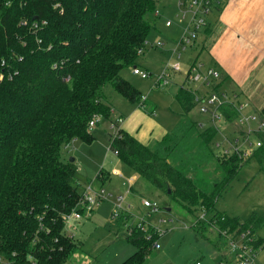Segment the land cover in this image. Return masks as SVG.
I'll list each match as a JSON object with an SVG mask.
<instances>
[{
  "label": "trees",
  "instance_id": "1",
  "mask_svg": "<svg viewBox=\"0 0 264 264\" xmlns=\"http://www.w3.org/2000/svg\"><path fill=\"white\" fill-rule=\"evenodd\" d=\"M155 9V0H0V264H65L79 247L64 231L66 215L79 202L77 170L61 149L75 138L91 142L87 123L95 115L110 120L102 94L107 83L140 103L141 93L119 73L136 65ZM175 92L181 117L170 131L150 145L119 128L108 136L110 148L186 212L210 215L206 220L218 229L262 226L255 212L242 221L218 212L215 203L243 160L254 158L264 171V137L245 159L215 156L217 128L198 129L186 116L193 92L182 84ZM222 113L226 120L235 115L226 108ZM197 170L207 177L191 174ZM106 175L98 176L103 182ZM127 229L135 250L120 264H144L157 229L144 221ZM254 245L264 247V238Z\"/></svg>",
  "mask_w": 264,
  "mask_h": 264
},
{
  "label": "rangeland",
  "instance_id": "2",
  "mask_svg": "<svg viewBox=\"0 0 264 264\" xmlns=\"http://www.w3.org/2000/svg\"><path fill=\"white\" fill-rule=\"evenodd\" d=\"M155 2L156 9L159 10L160 7L162 13H155L156 9L153 11V15L156 17L155 27L150 29L144 48L135 60L136 63H144L151 69L149 71L141 65H137L138 68L148 71L149 76L144 78L134 74L132 72L133 65L124 66L120 70V74L128 78L133 87L141 93V101L145 99L144 103L142 104L141 101L140 103L130 102L111 83H107L102 91L104 99L116 106V115H120L121 120L127 119V126L130 130L133 127H140V131H146L149 127L150 129L153 127L152 136H156L160 130L158 126L171 129L174 120H177L179 107L173 98V91L178 84L183 82L188 67L195 61L199 63L203 60V65L207 66L206 64H208L203 56L200 60L201 54L197 49L198 46L193 44H191L193 46L188 45L184 48L179 59H175L171 50L182 36L183 27L189 16L186 15L181 19L178 15V1L172 0L171 6L167 5L166 8L162 6L163 3L169 2L168 0H155ZM168 19L172 20V24L166 27L165 21ZM157 40L164 41L162 47L153 45ZM176 63L178 66H175ZM161 72L167 73L168 81L166 83H163L158 77ZM202 88L209 89V87L203 86ZM228 93L230 94V92ZM238 99L246 100V97L244 98L238 93ZM244 112L253 113L258 120L264 121L260 115L262 112L253 108V105L246 108ZM187 116L198 124L204 123L205 126L211 122L209 115L200 112L199 106L195 104L187 112ZM114 120L112 115L110 120L99 117L91 130V132H95L91 142L75 138L61 149L63 159L74 157L75 166L80 170L78 179L81 182H88L84 183V187L91 185L96 190L103 187L106 193L112 194V197L102 199L93 206L88 215L84 214L82 209L78 210L80 214L83 213L82 217L71 216L68 219L64 230L73 233L76 240H81L79 245L81 249L78 247L65 264H120L123 258L135 250L134 245L128 243L125 238L128 234V226L134 225L138 221H144L146 228L153 227L158 232L154 242L156 245L146 256L144 264H151V261L162 253H165L168 260L171 261L166 264H197V262L199 264H228L235 260L237 254L241 253L243 241L239 237L238 230L248 231L252 237L253 245L257 237L264 238V224L260 227L251 224L249 227L240 226L241 228L238 225L234 226L238 230L225 228L224 233L220 231L224 228L218 229L216 223L210 224L207 221L210 215H205L206 222L199 220L198 216L202 212L197 211L198 216L186 212L180 203L169 198L163 191L154 188L144 177L136 175L132 185L128 184L126 179L133 175L134 171L118 159L107 139L108 134L116 131L115 127L110 125V122ZM100 123L104 124L108 134L97 126ZM233 123L227 125L221 132H217V138H222V135H233ZM226 124V122H222L220 125L226 126ZM262 129L261 133L256 134L261 140L264 137V126ZM154 142L155 140H151L150 145ZM245 158L247 157L243 159ZM242 163L243 166L233 176L231 182L218 194L215 209L231 217L237 216L242 221L246 220L251 212H255L264 219V171L261 170L254 158L248 157ZM114 164L118 165L122 173L117 169L114 172L112 167ZM207 165L208 163L205 167L213 173V177H218L219 172L216 173V166ZM100 172L108 174L103 182L98 176ZM199 173H203L202 175L205 174L207 177L203 170H197L191 174L194 176ZM117 194L125 196L126 205L127 202H130L128 209L130 216L125 221L121 217H114L111 214L114 202H116L113 197ZM143 199L155 202L158 205V211L149 214L148 209L142 206ZM201 229L204 231L201 232ZM226 237L236 241L235 250L231 249ZM75 255L77 257H74ZM253 264H264V247H257Z\"/></svg>",
  "mask_w": 264,
  "mask_h": 264
},
{
  "label": "built area",
  "instance_id": "3",
  "mask_svg": "<svg viewBox=\"0 0 264 264\" xmlns=\"http://www.w3.org/2000/svg\"><path fill=\"white\" fill-rule=\"evenodd\" d=\"M178 1V15L181 17V19L186 17V15L189 16V18L183 27L182 36L176 42L175 47L171 50L176 60L179 59L184 48H186L188 45L190 46L197 40L198 35L202 32L203 28L207 24V14L214 7V3L219 2V0ZM155 13L159 14L160 12L156 9ZM171 24V19L165 21L166 27ZM163 44V40H157L153 45L156 47H162ZM175 66H178V63H176ZM132 72L144 78L149 76L148 71L140 69L136 66L132 68ZM166 76L167 73L164 72H161L158 75L163 83L168 81V77ZM184 76V80L181 83L182 86L193 92L194 104L199 106L200 112L202 111L208 114L210 117V124L205 126L202 122L199 124L197 123L198 129L201 130L202 128L213 126L217 128V132H221L227 127V125H231V123L234 122L233 135H222V138L220 139L216 136L212 140L211 147L215 156L228 157L232 155V153H237L247 157L253 152L255 148L260 146L261 140L256 134H259L263 131L262 127L264 126V121L258 120L257 116L253 113L244 112L246 108L251 106L249 100H239L238 93L230 92L229 94L227 91L218 87L217 81L219 80L220 75L215 67L213 68L210 66H205L202 62L197 63L195 61L188 67ZM202 86L209 87V89L202 88ZM223 108L229 109L230 111L233 110L235 112V115L231 118V120L225 119L222 113ZM99 117L101 116L95 115L88 121L87 124L89 132H91V130L94 128L95 122ZM121 121V118L118 116L113 122H110V125L116 129L115 133H111V135L114 136L116 134L117 130L120 128ZM222 122H226V126H221L220 124ZM113 151L116 154V150ZM114 172H116L115 169ZM126 181L128 184H131L133 178L129 176ZM109 197H112V194L109 192L106 193L103 187H99L96 190L93 189L91 185L85 186L80 192L77 206L66 215V223L68 219L71 218V216L80 218L82 217L83 213L88 215L92 211L93 206L97 205V203L102 201V199H108ZM124 197L125 196L122 194H117L115 197H113L116 202H114V208L111 211L112 216H125V214L130 212L128 210L130 208V204L128 203L126 205V200ZM142 206H145L148 209L147 212L149 214L158 211V205L149 199H143ZM82 209L84 211L82 214H80L78 210ZM128 215H130V213ZM128 215L126 216L128 217ZM205 215V212L200 213L198 219L204 220ZM140 222L141 221H138L134 225L140 226ZM213 222L215 223V221ZM226 229L234 230L237 228L233 229L227 227ZM220 231L225 233V228L220 229ZM238 232L241 241H243L241 253L237 254L235 260L230 261L228 264H253L257 247L252 244V237L249 235L248 231L245 232L238 230ZM225 239L230 244L231 249L235 250L237 247L236 241L227 237ZM197 264H199V262H197Z\"/></svg>",
  "mask_w": 264,
  "mask_h": 264
},
{
  "label": "crops",
  "instance_id": "4",
  "mask_svg": "<svg viewBox=\"0 0 264 264\" xmlns=\"http://www.w3.org/2000/svg\"><path fill=\"white\" fill-rule=\"evenodd\" d=\"M168 1L167 3H163L162 7L166 8L167 5L170 7L172 0ZM158 11L160 12L159 14L162 13L160 7ZM207 15L206 26L198 35L197 40L193 42V45L198 46L197 49H199L198 51L201 54L200 60L201 56H203L206 63L208 61L207 66L215 67L218 70L220 78L217 83L220 89L227 92L239 93L249 100L253 108L260 111L264 105V0H219L218 5L213 7ZM148 18L151 22L152 29L155 27L156 17L152 12L148 15ZM137 65H141L143 68L151 71L144 63H136L133 67H137ZM120 76L126 78L121 74ZM126 79L129 81L128 78ZM175 91H173V98L176 93ZM105 101L110 106V109H112V118L120 117V115H116V106L107 100ZM176 104L178 106L177 102ZM177 113L178 118L174 120V125L171 128L180 119V107ZM120 114L123 116L122 113ZM260 115L264 118V114L261 113ZM127 125V119L122 120L120 128L128 131L140 142L145 144H150L151 140H159L163 134L171 130L166 129L164 126H158L160 130L156 136H152L153 127L151 129L149 127L146 131H140V127H133L130 130ZM97 126L101 127L106 134L109 133L104 124L100 123ZM91 133L94 136L95 132L93 131ZM108 136L109 134L107 135V139ZM112 167L121 172L118 165L114 164ZM76 170L75 185H77L78 191L81 192L84 183L87 181L81 182L78 179L80 170L77 168ZM136 175L134 172L130 176L133 178V181ZM127 203L130 204V202ZM72 235L73 237L75 236L73 233ZM77 240L81 243L80 239ZM78 249H81V247ZM76 255L74 257H77ZM166 262L171 263L167 255L162 253L158 258L153 259L151 264H166Z\"/></svg>",
  "mask_w": 264,
  "mask_h": 264
},
{
  "label": "water",
  "instance_id": "5",
  "mask_svg": "<svg viewBox=\"0 0 264 264\" xmlns=\"http://www.w3.org/2000/svg\"><path fill=\"white\" fill-rule=\"evenodd\" d=\"M74 160V157L70 156L69 157V161H73ZM169 191V190H168Z\"/></svg>",
  "mask_w": 264,
  "mask_h": 264
}]
</instances>
